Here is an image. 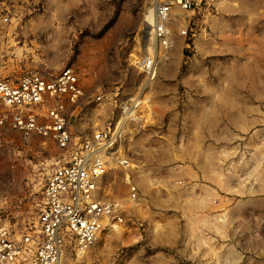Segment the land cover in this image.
<instances>
[{"label": "rangeland", "instance_id": "rangeland-1", "mask_svg": "<svg viewBox=\"0 0 264 264\" xmlns=\"http://www.w3.org/2000/svg\"><path fill=\"white\" fill-rule=\"evenodd\" d=\"M155 1L0 0V76L14 79L6 61L20 74L73 68L84 88L74 135L114 119V98H142L130 165H109L100 185L122 205L121 233L104 228L71 264H264V0L173 9L171 47L147 81L137 60L159 52L142 29ZM102 92L111 103L96 102ZM54 153L49 139L0 129V224L36 214Z\"/></svg>", "mask_w": 264, "mask_h": 264}, {"label": "built area", "instance_id": "built-area-1", "mask_svg": "<svg viewBox=\"0 0 264 264\" xmlns=\"http://www.w3.org/2000/svg\"><path fill=\"white\" fill-rule=\"evenodd\" d=\"M221 1L156 0L152 4L155 22L149 23L144 15L142 29L145 32L149 27L159 53L145 48L137 60L147 81L156 77L160 57L171 47L170 31L164 24L173 9L194 13L216 8ZM6 20L0 18V26ZM179 33L186 35L187 29ZM83 92L76 71L68 66L56 73L25 70L15 79L0 77V128L25 139H49L55 149L36 214L16 230L0 224V264H71L84 257L104 228L122 221L121 203L102 195L100 185L109 165H130L125 150L127 129L129 123L141 122L142 98L112 100L99 93L96 102L112 100L116 117L90 134L74 135L66 106L76 104ZM127 184L129 199L135 200L137 189L129 179Z\"/></svg>", "mask_w": 264, "mask_h": 264}, {"label": "crops", "instance_id": "crops-1", "mask_svg": "<svg viewBox=\"0 0 264 264\" xmlns=\"http://www.w3.org/2000/svg\"><path fill=\"white\" fill-rule=\"evenodd\" d=\"M0 18H2V17H0ZM9 59V58H8ZM1 62V61H0ZM2 67H4V68H6V70H8V69H10L8 72H7V75L6 76H13V78L15 79V78H17L19 75H20V72H19V70H18V68L16 67V66H14V65H12V64H10L9 63V61H6L4 64H3V66ZM43 71H45V70H42V73H45V72H43ZM11 74V75H10ZM0 77H4V76H0ZM83 91H84V88H83ZM76 104H74V105H72V104H67V106H66V111H65V115H66V117L68 118V120H69V122H70V118L68 117V115L70 114V116L72 115V113H73V110H70L72 107H74ZM69 113V114H68ZM104 123H106V122H104ZM103 123V124H104ZM0 129H6V128H0ZM70 129H71V131L74 133V130L72 129V127H71V123H70ZM79 133H82L81 131H79ZM127 138H128V136H127ZM128 141V140H127ZM126 143V142H125Z\"/></svg>", "mask_w": 264, "mask_h": 264}, {"label": "bare ground", "instance_id": "bare-ground-1", "mask_svg": "<svg viewBox=\"0 0 264 264\" xmlns=\"http://www.w3.org/2000/svg\"><path fill=\"white\" fill-rule=\"evenodd\" d=\"M171 14H173V13H171ZM174 15H176V14H173V19H174L175 21H178L179 18L176 17V16H174ZM145 17H146V20L149 21V23H151V22L154 23V22H155L154 12H153V10H152L151 7H149V8L147 9V11L145 12ZM153 44H154V42H153ZM154 45L157 47L156 44H154ZM154 49L156 50L157 48H154ZM158 53H159V52H158ZM158 53H157V54H158ZM112 226L114 227V230H116V231L118 232V234L121 233V230H120V228L118 227V225L112 223Z\"/></svg>", "mask_w": 264, "mask_h": 264}]
</instances>
